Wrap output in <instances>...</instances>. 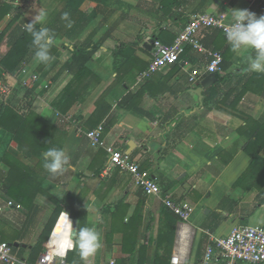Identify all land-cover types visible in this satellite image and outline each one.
Returning a JSON list of instances; mask_svg holds the SVG:
<instances>
[{"label":"crops","instance_id":"crops-1","mask_svg":"<svg viewBox=\"0 0 264 264\" xmlns=\"http://www.w3.org/2000/svg\"><path fill=\"white\" fill-rule=\"evenodd\" d=\"M0 8V57L11 48L16 26L24 30L36 14L46 13L52 59L36 61L32 45L11 74L0 73V81L13 85L16 79L24 87L37 75L25 86L32 98L4 102L23 114L35 111L49 124L48 149H63L70 160L53 178L43 167L45 150L25 157L11 133L0 130V157L14 156L35 176L29 207L9 197L0 182V203L20 205H0V241L9 243L15 264H35L31 259L45 250L61 213L72 223L57 250L70 264H85L75 245L82 227L95 228L102 239L86 264H168L174 253L183 264H200L214 239L233 227H264V73L249 72L245 58L254 53L238 57L219 30L204 28L197 38L205 49L219 51L222 63L201 95L195 90L209 75V56L191 47L180 57L188 66L171 63L137 80L150 61L152 38L172 43L198 13L231 19V10L240 9L264 15V0H0ZM190 67L203 73L195 83ZM98 124L105 144L149 170L161 195L143 194L129 174L108 165L104 148L91 146L85 133ZM8 163L0 158V181ZM166 194L192 206L187 221L164 206ZM55 200L61 210L53 218ZM9 209L21 212H4Z\"/></svg>","mask_w":264,"mask_h":264},{"label":"built area","instance_id":"built-area-1","mask_svg":"<svg viewBox=\"0 0 264 264\" xmlns=\"http://www.w3.org/2000/svg\"><path fill=\"white\" fill-rule=\"evenodd\" d=\"M229 21L230 18L226 13H198L187 21L172 43L165 44L157 38H152L150 61L148 66L138 73L137 80L148 78L171 63L181 62L184 67L188 66V62H183L180 58L186 47L208 54L209 61L204 69L206 73L214 74L220 72L221 53L216 50L205 49L197 38V33L204 28H213L218 29L225 36ZM190 69L189 80L191 83H195L202 77L203 73L199 68L190 67ZM36 80L37 75L31 74L29 81H24L23 84L29 86ZM9 90L8 86L0 85V95L8 94ZM102 132L103 125L98 124L95 128L88 130L85 135L89 139L91 146L104 148L107 153L108 165L117 168L122 173L129 174L134 185L140 188L143 194L161 195V187L151 172L147 169H142L138 163L130 158L128 153L105 144ZM161 201L179 220L187 221L189 219L193 208L187 201H176L170 194L162 196ZM14 206L20 208L19 204H14L10 200L7 201L6 207ZM62 215L61 213L58 220ZM55 227L50 235V240ZM50 240L46 242L45 250L38 256L35 264H70L66 261L65 252L53 249L50 245ZM0 261L6 264L18 263L17 258L11 252L9 243L6 241H0ZM213 261H219L220 264H237L238 261L251 264L264 263V227L260 225H240L233 227L225 237L214 239V244L206 248L200 264H212ZM104 264L120 263L115 259H109ZM168 264H183V260L178 253H174L171 255Z\"/></svg>","mask_w":264,"mask_h":264},{"label":"clouds","instance_id":"clouds-1","mask_svg":"<svg viewBox=\"0 0 264 264\" xmlns=\"http://www.w3.org/2000/svg\"><path fill=\"white\" fill-rule=\"evenodd\" d=\"M67 13L64 14V18ZM46 13L44 11L35 15L34 19L24 24V29L32 37L36 61L47 64L51 59L50 47L54 43L51 30L44 27ZM37 24L40 25L37 28ZM225 39L230 50L238 57L245 56L249 51L254 55L246 56L248 71L264 73V15L257 16L249 10H231V19L225 30ZM43 167L53 177L62 175L70 160L63 149L51 148L43 153ZM63 193H57L62 197ZM65 222L72 223L67 213ZM75 245L81 260L86 262L102 247L101 234L93 227L79 228L75 235ZM71 247V243H69Z\"/></svg>","mask_w":264,"mask_h":264},{"label":"trees","instance_id":"trees-1","mask_svg":"<svg viewBox=\"0 0 264 264\" xmlns=\"http://www.w3.org/2000/svg\"><path fill=\"white\" fill-rule=\"evenodd\" d=\"M0 11L1 13L4 12L2 8H0ZM39 27L37 26V28ZM22 28L21 26H16L11 32V48L4 56L0 57V73L11 74L26 51L32 47L31 35L25 29L22 30ZM79 55H83L84 62L87 56L84 52ZM0 130L11 133L12 140L14 141L13 146L25 157L31 156L32 152L35 153V151L48 150L49 139L47 133L49 131V124L39 115L35 114V111H28L23 114L9 102L5 103L3 100H0ZM53 142L55 144L54 140ZM0 158L7 159L10 166L7 174L0 181L5 193L28 207V202L33 196L32 187H34L33 179L35 178L33 172L28 170L21 161L10 154H4ZM54 203L56 207L52 213L53 218L61 210V202L55 200ZM50 226L52 225L50 224ZM50 226H48L49 230ZM45 236L44 234V239ZM31 261L34 262L36 260L31 259Z\"/></svg>","mask_w":264,"mask_h":264},{"label":"rangeland","instance_id":"rangeland-1","mask_svg":"<svg viewBox=\"0 0 264 264\" xmlns=\"http://www.w3.org/2000/svg\"><path fill=\"white\" fill-rule=\"evenodd\" d=\"M1 77V76H0ZM16 80V79H15ZM14 80V83L15 84H11L8 83V80L5 81L4 83L0 81V85L1 84H4L6 86L9 87V93L6 94V95H0V100H10V99H29V98H32L34 96L33 92L31 93L28 89H26V87L24 86H21L19 82L15 81ZM0 171H1V168H0ZM3 204L0 203L1 206L3 207H6V201L5 200H2ZM29 207V205H28ZM26 208V207H25ZM28 208H26L27 210ZM5 211H11L12 213H16V212H21V210H17V209H9V210H4ZM26 213V212H25ZM29 215H30V219H31V215H35V212H32V209L29 210ZM32 224H35V218H33V221L31 223Z\"/></svg>","mask_w":264,"mask_h":264},{"label":"bare ground","instance_id":"bare-ground-1","mask_svg":"<svg viewBox=\"0 0 264 264\" xmlns=\"http://www.w3.org/2000/svg\"><path fill=\"white\" fill-rule=\"evenodd\" d=\"M65 215L66 214H63L61 218L58 220V223L53 232L52 239L50 240V245L53 247V249H56V251H60V252H62V249L57 250V241L60 240L59 243L62 242L61 240L62 236H63V241L66 240L65 236L66 234H68L70 228V223L65 222Z\"/></svg>","mask_w":264,"mask_h":264},{"label":"water","instance_id":"water-1","mask_svg":"<svg viewBox=\"0 0 264 264\" xmlns=\"http://www.w3.org/2000/svg\"><path fill=\"white\" fill-rule=\"evenodd\" d=\"M215 80H216L215 75L212 74V73H210V74L207 75L204 79H202V81H201V87L197 88V89L195 90V92H196L198 95H201L202 90H203L205 87H207V86H209L210 84H212ZM128 146H129V147L131 146V143H130V142L128 143Z\"/></svg>","mask_w":264,"mask_h":264}]
</instances>
